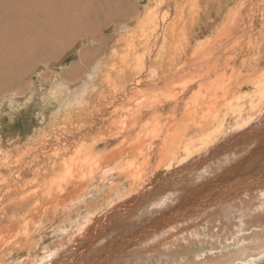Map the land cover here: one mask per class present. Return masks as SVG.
<instances>
[{
	"label": "bare ground",
	"instance_id": "1",
	"mask_svg": "<svg viewBox=\"0 0 264 264\" xmlns=\"http://www.w3.org/2000/svg\"><path fill=\"white\" fill-rule=\"evenodd\" d=\"M115 1L118 0H0V75L17 76L22 69H12L11 66H21L27 59L30 62L29 59L33 56L35 59L39 57L44 60L43 57L46 58L47 55L44 54L42 57L41 53L48 54V47L51 51L57 47L59 22H72V26L76 25V27H92L91 21L99 14L110 18V14L105 11L111 9L110 6ZM252 11L248 8L246 11L237 9L233 16L230 13L223 22L221 21V26H218L213 37L204 36L196 45L193 43L195 41H192L196 36H193L195 34L189 30L191 24L195 23L189 20L187 23L189 28H185L184 32L187 39L178 45L184 50L181 55L182 67L188 71V75H178L177 79L173 76L175 83L178 82L176 84L182 87L179 90L175 89L173 79L172 81L169 79L170 106L168 105L169 111L165 113L164 120L160 113L166 111L165 105L161 107L155 102L144 103L143 97V103L136 106L137 110L131 111L128 108L131 107L129 104H132L139 91L156 89L154 84L162 80L160 77L150 78L154 80V83L150 84L152 81H148V78L147 83H144L145 77H136L135 74V79L129 87L119 88L118 85L112 84L113 79L106 81V76L105 85L99 87L102 93H106V100H111L108 104L111 115L100 116L99 113H95L98 123L86 126V133L95 130L99 132L101 130L96 127L101 129V125H104L107 131L110 130V134L123 137L122 142L129 144L130 150L134 149L137 143L138 151L133 150L129 154L127 148H122L116 153L95 154L94 146L89 147L86 150V159L81 162L91 168L84 171L77 170L74 174L81 178L77 180L79 184L77 186L82 187L79 192L76 194L69 190L72 188H69L70 181L74 178L67 180L65 186L59 188L58 185L59 190H56L59 195H65L63 200L66 204H60L64 209L60 214L66 212L71 215L75 210L77 215L75 220L68 219L70 223L68 221V224H65V222L64 226L59 227L51 241L42 248H36L34 241L25 238V245H30L31 249L28 248V257L21 264H141L143 262L151 264L157 261L160 263L170 257L181 258L185 261L182 264H264V50L261 40L249 39L248 50L255 54L247 61L248 63L244 62L241 65V69L247 65L251 67V70L247 68L245 76L242 75L243 70L230 66L232 60L227 58L224 65L219 63V66L218 60L211 62L208 58L207 64L203 62L202 65H198L200 62H196L199 58L204 59L206 57L204 55H210L209 57L213 55L217 58L214 51H222L226 48L227 42L222 43V41L232 34L231 31H235V34L241 32L246 34L247 27L249 29L252 27L251 22H246L251 19ZM259 14L264 18V4H260ZM149 23L148 20L145 21L144 26L136 28L135 31L145 35L147 25L151 30L154 27L151 20ZM119 29L121 33L128 32L130 26L123 25ZM262 30L263 27L259 35H262ZM201 34L206 35L203 32ZM115 51L117 54V50ZM32 60L35 63L34 59ZM30 66H32L31 62ZM224 66L232 68V75H229L228 81H224L225 78L218 81L216 77L209 81V84L203 82V79L209 77L208 74ZM98 67L99 65L88 72L86 79L79 82L78 86L70 87L63 83L49 91L48 96L52 97L54 111L62 112L63 121L59 122L62 124L58 126L61 132L66 134L68 132L69 135L70 127H76L73 119L81 118L84 111L82 109L90 103L89 95L97 89L95 80L97 75L101 74L98 73ZM27 69L29 68L25 71ZM163 89L160 92H163ZM48 102L49 99L44 97L43 103L47 106ZM94 106L99 107L98 104ZM47 107L44 106L46 110ZM45 109L43 113L41 111L42 114L45 113ZM144 110L147 111L143 113ZM119 115L121 120L116 118ZM69 117L70 119L66 121ZM143 118H145L143 123L146 124L142 126L146 132L140 135L141 131L137 132L133 126L137 121H143ZM161 121L167 122L161 125L162 128L158 127ZM133 132L137 134L136 139L131 138ZM149 132L157 135L154 136L159 142L156 150L146 143L147 138L144 136L149 135ZM61 139L64 140L63 137ZM123 144L125 146V143ZM132 155H134L133 159ZM142 156L143 161L137 163L139 160L137 157L141 159ZM54 161L46 165V172L57 169L58 164ZM231 164L232 168L229 169ZM234 164L237 166H233ZM123 179L128 183L127 185L119 184ZM4 180L1 184L8 182ZM51 190L45 191L46 194L52 196ZM21 198L20 205L23 206L28 198L27 196ZM171 202L173 204L169 206ZM209 205L214 207L206 210ZM18 206L16 201V207ZM8 207L10 209L11 206ZM58 209L60 208L58 207L57 211ZM52 210L53 207L51 211L48 210L49 215L53 214ZM73 216L71 218L75 217ZM4 251L0 253V264H5L4 254L9 253L8 250ZM192 254L197 255L193 258L188 257Z\"/></svg>",
	"mask_w": 264,
	"mask_h": 264
},
{
	"label": "rangeland",
	"instance_id": "2",
	"mask_svg": "<svg viewBox=\"0 0 264 264\" xmlns=\"http://www.w3.org/2000/svg\"><path fill=\"white\" fill-rule=\"evenodd\" d=\"M246 1L247 2H244V0H118L111 4L110 6L111 9H107L105 11L106 13L110 14V18L109 17L105 18L103 14H99L98 17H96L95 19L91 21L92 27H88V26L84 28L79 27V26L76 27V25L72 26V22L70 23H63V21L59 22L58 24L60 28H58V32L56 36V37H59V39L56 41L57 47L52 49V51L49 49L50 47H48L49 52L48 51L47 52L49 55L47 53H43V54L41 53L42 57L44 54L45 56L47 55L46 58L43 57L44 60L39 57H36L37 59H35L33 58L34 57L33 56L31 59H29L32 66H30V62L28 61V59L23 61L21 66L12 65L11 66L12 69H22L19 72L20 74L18 73L20 77L18 74L17 76H15L14 74L12 75L9 74L7 76L0 75V103L2 104V105L0 104V135H1L0 136V140H1L0 141V149H1L0 150V161H1L0 174L2 173L0 175V213H1L0 214V219H1L0 220V245H2L3 243V245L0 246V253L5 252L4 250L6 251L8 250L7 252H9L8 254L7 253L4 254L6 256V259L4 262L5 264H21V262L24 261L25 258L28 257L29 249H31V247L30 245L29 246L25 245L27 238L35 242L36 248L38 247L42 248L43 245L45 246L46 243L48 244V242L51 241V238L54 237V234L56 233V230H58L59 227H62L65 224H68V221L70 223L71 219L73 221L75 220L77 216L75 213V210L74 211L72 210L73 214L71 213V215L67 214L66 212L64 214H60L64 210L60 204L65 203V201L63 200V197L65 195H59V192L58 193L56 192L59 190L60 187L65 186V183L67 180L70 181L72 178L74 179L70 181L71 186L69 188L72 187L71 189H69L70 192L73 191L77 194L79 192V189L82 188V187L77 186L79 185L77 182L81 178H79L77 175H74V174L77 173V170L84 171L87 168L88 169L91 168V167H88L87 165L84 166V164L82 163L86 159L85 158L86 150L89 147L94 146L93 152L95 154L97 153L98 154L99 153L109 154L111 152L116 153L122 148H127V150H129V154H131L133 150L138 151V149L136 148L137 143L136 145H134V149L130 150L129 148L131 147H129V144H127L125 141L122 142L123 137H121L120 135L116 136V134L115 135L110 134V130L108 129L107 131L104 125L100 124L101 129L99 127H96L97 129L101 130L99 132L95 130V131H91V133L89 132L86 133L85 129H87V127L91 126L93 123L95 125L98 123L97 121L98 118L97 116H95L97 114L95 113H99L100 116H105V114L111 115L108 109V104L111 100H106L107 99L106 93H102L100 90V87H103L106 83L105 82L106 76H107L106 81L107 80L112 81L113 79L112 84L116 86L118 85L119 88L129 87L131 83L133 82V79H135V74H136V77L144 76L145 77L144 80L148 78V81H152L150 84L154 83V80L150 78L153 77V79H155V78L160 77V79L162 80L154 84L156 89L150 88L148 90L143 89L139 91L136 98L132 100L131 102L132 104H129L131 105L132 108L128 107L127 104H126V107L130 108L131 111H135L138 109L136 106H139V104L141 105L143 103V100H144V103H147L148 101L147 104H151L152 102H155V104H159V106L161 107L162 105H165L166 111L160 113V115L162 114L163 116L162 119L164 120V118L166 117V114L169 111V106H170L168 104L169 103V95H168L169 94V79L171 81L173 79V82L175 84L174 85L175 89L179 90L182 87L181 85L179 86V84H176L178 82L175 83L176 80L174 79L175 78L177 79V76L178 75L180 76L181 74L184 76L188 75V71L182 67L183 60L181 59V55L184 52V50L179 48L178 45L181 42H185L187 39V36L185 35L184 32H185V28L186 29L189 28L187 27V23H189V20H192L193 23H195L194 25L191 24L189 30H192L191 32L195 34L193 36H196V39L192 40V41H195L193 43L196 45L198 44L199 41L203 40L204 36L205 38L208 35H212L213 37L215 35V31L217 30L218 26H221V21L223 22L230 13L233 16L234 12H236L237 9L239 11H246L248 10V8L250 11L253 10L252 11L253 14L251 13V19L246 21V22H251L252 27L251 29L247 27L248 29H247L246 34L241 32L242 35L241 33H239L240 34L239 35L237 33L235 34V31H231L232 34L228 38H225V40L222 41V43L227 42L225 43L226 48H224L222 51L221 50H218L216 52L214 51L218 59L211 54L212 55L211 57H209L210 55L208 56L204 55L206 56L204 58L205 61H203L204 59H200V58L198 59V61H196V62H200L198 64L200 65L203 62L206 63L209 59L211 60V62L218 60L217 63L219 66V63L224 65L225 60L227 58V60H232L230 66H235L238 70L239 69L243 70L244 72V74L242 73L243 76L247 74L248 70H251V67H249L248 65L245 66L246 69L243 67L245 70L243 68L241 69V65L244 62H247L254 57L255 53L253 52L250 53V51L248 50V42L250 38L254 40L260 39L261 41L260 40L259 41L261 42L262 48L264 50V38H263L264 37L263 35L264 34L263 32L264 18H261L259 14L260 4H264L263 3L264 0H252V1L246 0ZM97 8L100 10L99 6H97ZM111 10H113L114 12L113 11L111 12ZM208 19H209V22H208ZM147 20H148V24H150L149 20H151L152 23L154 24V27H152V30H151L149 26L147 25L148 29L146 30V34L140 35L135 30L136 28H141L142 25L144 26V22ZM238 23L239 21L237 22V24ZM123 25L130 26V30L128 31L130 33L119 32L120 30L119 28ZM262 27H263L262 35H259ZM252 29L254 31H252ZM202 32L205 33L206 35L201 34ZM241 37H243V39ZM245 40L247 41L245 42ZM232 41L233 43H231ZM178 48L180 49V51H178L179 50ZM239 48L242 50H240ZM54 50L56 52H54ZM112 50H113V53H112ZM115 50H117V54L115 53L116 52ZM113 54H116V55L113 56ZM263 55H264V52H263ZM233 56L236 58L234 59ZM38 58L41 59L42 61L40 60L39 62ZM191 58H193V56ZM32 59H34L35 63L33 62ZM96 64L99 65L98 73H101L97 75L96 80H95L96 82L95 86L98 85L96 90L98 91L96 92V90L94 89L96 94L94 91H92L91 95H89L88 100L90 103H88L89 105L88 104L86 105V108L82 109V111L83 110L84 111L83 112L81 111L82 112L81 118L73 119L75 120V123H74L76 126L75 128H78V129L74 130L75 128L71 126L70 127L71 130L69 129L70 130L69 135H68V132L67 134L64 132H61L58 126L62 124L59 122L63 121V117L61 115L62 112L54 111L55 106L52 105L54 103L53 100H51L52 97L48 96L49 91L52 90L53 88H56L57 85L59 86L63 83L67 84L70 87L78 86L84 79H86L87 73L90 72L95 66H97ZM224 67L218 69V71L216 72H213L214 75L213 73L208 74L209 77H207L206 79H203V82L205 81V84H209L211 80L215 79L216 77L218 81L223 80V78H225L224 81H228L230 76L232 75V71H231L232 68L230 67L224 68ZM26 68H29L31 70L27 69V71H25ZM227 68H230V69H227ZM223 69L225 73L224 71L222 72ZM173 76L175 78H173ZM219 77L221 78L219 79ZM144 83H147V80ZM116 86H111V87L115 88ZM203 88H205V86ZM162 89L164 93L160 92ZM153 92L155 94H152ZM155 95L157 96V98ZM165 95H167L168 97H163ZM44 97H47L49 99V102L47 104L48 107L43 103ZM155 99H158V101H156ZM39 100L41 102V105L43 103V105L47 107V110L44 108L43 105L42 106L39 105L40 104ZM141 100L142 102H140ZM117 101L118 100L116 99L115 102ZM96 104L99 105L98 108L94 106ZM40 107H43V108H40ZM147 107H144V108H147ZM48 108H50V110ZM101 108L102 110H100ZM44 109L46 111L44 114H42L44 112L43 111ZM145 111L147 110H144L143 113H145ZM42 115L45 118H43ZM176 115L178 116V114ZM120 116L121 115L117 116L116 118H118L119 120ZM69 119L70 117L66 121H68ZM143 119H144L143 121H137V124L133 126L135 130H137V132L139 130L141 131L140 135H142L141 134L142 132H144L143 135L146 132V130L142 126L146 124V122L143 123L145 121V118ZM138 122L140 123L139 125H138ZM166 123L167 122L163 123V121H161L158 127H160L163 124L165 125ZM162 127L163 126H161L160 128ZM78 131H81V132L77 134L76 132ZM73 133L74 134L76 133V135H74ZM92 134H95V135H92ZM136 136H137L136 132H133L131 135V138L136 139ZM154 136L157 137L155 133L153 134L149 132V135H146L144 137L147 138L146 143L152 145L153 150H156L158 148L159 142ZM62 137L64 138V140L61 139ZM74 140H76V142ZM121 143L122 144L125 143V146L124 144L120 145ZM126 144L128 146H126ZM72 146L75 148V150ZM1 152L3 153L1 154ZM42 155L44 156L42 157ZM75 157L77 158L75 159ZM133 157L134 155H132V159ZM5 159L6 161H4ZM137 159H139L138 160L139 162L137 161V163H140L143 161V156L141 157V159L138 157ZM53 161L58 164L57 169L53 172L52 171L46 172L45 171L47 169L46 167L48 166L49 163ZM60 166H62L61 169H60ZM36 175H39V176L41 175V177L36 176ZM2 180H4V182L6 181L8 182H6L5 184H1ZM123 180H121L120 181L121 183L119 184L127 185L128 183L125 182V179ZM58 185H59V188H58ZM50 189H52L51 191H53L52 196L46 194V192ZM34 195L35 197H33ZM26 196L28 200L27 202H24L23 206H21L20 205V201L22 200L21 197H26ZM16 201L19 204L18 207H16ZM34 202L37 203V205ZM8 204L11 206L10 209L8 207L9 206ZM172 204L173 202H171L169 206ZM43 207L44 209H42ZM52 207H53V210H52L53 214L49 215L48 210L51 211ZM55 207L57 208L59 207L60 209H58L57 211V208ZM37 210H38V214H37ZM33 212L37 216L34 215ZM44 212L46 214H44ZM59 216H61V218ZM72 216L74 218H71ZM48 217L49 219H51L50 217H52V219L49 220ZM55 217L56 218L58 217V218L56 219ZM59 219H60V222H59ZM55 220H57L58 222ZM62 221H63V224H62ZM35 225H36V228H35ZM37 225L39 226L37 227ZM35 230L37 232H35ZM28 232H30L31 234ZM22 233H26V234H22ZM35 239L37 242L35 241ZM80 244L81 242L79 243V245ZM23 248H24V251H23ZM20 251H23V252L21 253ZM196 255L197 254H192V255H189L188 257L193 258ZM184 262L185 261L181 260V258L170 257V258H167V260L165 261H161L160 263L158 261L156 263L155 262L154 263L152 262V263L153 264H182ZM141 264H145V262Z\"/></svg>",
	"mask_w": 264,
	"mask_h": 264
},
{
	"label": "water",
	"instance_id": "3",
	"mask_svg": "<svg viewBox=\"0 0 264 264\" xmlns=\"http://www.w3.org/2000/svg\"><path fill=\"white\" fill-rule=\"evenodd\" d=\"M251 152H253V151H251ZM233 166H237V165L234 164ZM230 168H232V164L230 165L229 169H230ZM245 188H246V187H245ZM235 194H238V193H235ZM212 207H214V206H213V205H209L208 208H206V210H207V209L209 210V209H211ZM204 211H205V210H204ZM202 212H203V211H202Z\"/></svg>",
	"mask_w": 264,
	"mask_h": 264
}]
</instances>
